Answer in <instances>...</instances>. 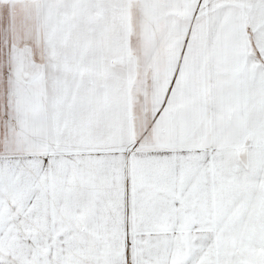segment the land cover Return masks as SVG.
I'll list each match as a JSON object with an SVG mask.
<instances>
[{
    "label": "snow or ice",
    "instance_id": "1",
    "mask_svg": "<svg viewBox=\"0 0 264 264\" xmlns=\"http://www.w3.org/2000/svg\"><path fill=\"white\" fill-rule=\"evenodd\" d=\"M0 264H264V0H0Z\"/></svg>",
    "mask_w": 264,
    "mask_h": 264
}]
</instances>
